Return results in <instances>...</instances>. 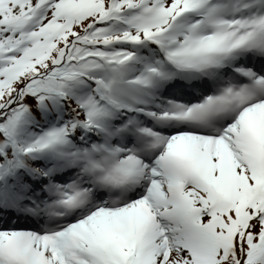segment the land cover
Here are the masks:
<instances>
[{
    "label": "snow or ice",
    "instance_id": "1",
    "mask_svg": "<svg viewBox=\"0 0 264 264\" xmlns=\"http://www.w3.org/2000/svg\"><path fill=\"white\" fill-rule=\"evenodd\" d=\"M0 264H264V0H0Z\"/></svg>",
    "mask_w": 264,
    "mask_h": 264
}]
</instances>
